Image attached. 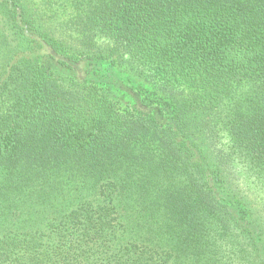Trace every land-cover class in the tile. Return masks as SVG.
I'll return each instance as SVG.
<instances>
[{"label": "trees", "instance_id": "1", "mask_svg": "<svg viewBox=\"0 0 264 264\" xmlns=\"http://www.w3.org/2000/svg\"><path fill=\"white\" fill-rule=\"evenodd\" d=\"M0 264H264V0H0Z\"/></svg>", "mask_w": 264, "mask_h": 264}, {"label": "rangeland", "instance_id": "2", "mask_svg": "<svg viewBox=\"0 0 264 264\" xmlns=\"http://www.w3.org/2000/svg\"><path fill=\"white\" fill-rule=\"evenodd\" d=\"M117 95L120 96L121 100H122V105L125 104V92H122V91H118L117 92ZM127 100V99H126ZM124 107V106H123Z\"/></svg>", "mask_w": 264, "mask_h": 264}]
</instances>
